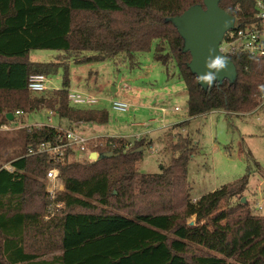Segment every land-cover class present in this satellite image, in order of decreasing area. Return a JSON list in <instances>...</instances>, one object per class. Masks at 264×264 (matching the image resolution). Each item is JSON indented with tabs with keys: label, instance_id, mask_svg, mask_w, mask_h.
I'll return each mask as SVG.
<instances>
[{
	"label": "trees",
	"instance_id": "obj_1",
	"mask_svg": "<svg viewBox=\"0 0 264 264\" xmlns=\"http://www.w3.org/2000/svg\"><path fill=\"white\" fill-rule=\"evenodd\" d=\"M195 4L203 0H0V126L41 108L69 124L0 132V152L12 148L4 161L13 167L0 164V264H264V213L252 212L243 201L248 174L193 200L189 135H169L171 159L157 173L138 168L145 145H151L143 138L96 137L89 145L100 154L95 161L75 159L73 148L64 151L63 160L29 152L43 142L56 143L67 129L109 120L106 109L69 102L70 61L125 54L133 65L136 54L150 51L153 43L154 59L166 67L173 61L186 85L189 117L264 108V57L232 55L233 81L198 84L183 38L166 21ZM219 5L245 18L255 13L253 0ZM34 49L66 57L32 61ZM59 70L61 89L36 95L28 90L32 74ZM52 167L64 185L54 198L46 188Z\"/></svg>",
	"mask_w": 264,
	"mask_h": 264
},
{
	"label": "rangeland",
	"instance_id": "obj_2",
	"mask_svg": "<svg viewBox=\"0 0 264 264\" xmlns=\"http://www.w3.org/2000/svg\"><path fill=\"white\" fill-rule=\"evenodd\" d=\"M154 47L155 43L150 51L137 53L133 65L125 54L116 59L80 64L70 61L68 90L99 98V102L89 107L109 112L107 123H92L88 127L82 123L78 128L88 138L97 135L150 141L151 145H145L143 157L138 163L139 170L145 173L160 172L169 163L171 153L166 150L169 135H189L194 142L188 165L192 199L196 200L248 174L249 185L243 197L248 200L252 212L263 214L264 108L257 106L231 115L224 110H214L189 117L186 85L173 61L166 67L154 59ZM29 56L32 61L63 60L66 57L50 49H34ZM47 76L49 82L46 91L63 87L62 70ZM40 93L31 92L32 95ZM117 99L129 102V110H115L112 102ZM176 107L180 110H175ZM162 108H166V111ZM31 125L66 128L69 124L56 113L41 108L24 114L22 118L20 116V120L7 124L8 128L1 125L0 132H13ZM11 149L9 147L0 152V164L5 167H11V162L4 161ZM76 154L77 159L87 157L86 153ZM46 188L58 193L64 185L57 178L47 180ZM258 205L263 208L260 209Z\"/></svg>",
	"mask_w": 264,
	"mask_h": 264
},
{
	"label": "built area",
	"instance_id": "obj_3",
	"mask_svg": "<svg viewBox=\"0 0 264 264\" xmlns=\"http://www.w3.org/2000/svg\"><path fill=\"white\" fill-rule=\"evenodd\" d=\"M255 5V13L251 18L241 17L234 15V25L231 29L227 30L219 44V50L226 56L248 53L254 56L264 57V0H253ZM49 82L48 76L45 74H32L28 81V90L32 93H39L48 89L47 83ZM68 100L75 106L89 107L99 102V98L82 93L80 91L68 90ZM264 104V96L261 105ZM112 107L118 111H127L130 108V103L121 99L113 100ZM166 111V108H162ZM175 110H180L175 108ZM16 114H22L17 111ZM3 127L8 128L7 124ZM95 138L85 137L84 134L74 130H65L64 135H59L56 143L43 142L36 149H30V153H47L54 160L64 159V151L67 148L75 149L76 153H86L87 158L90 159L91 151L89 145ZM77 154H75V159ZM80 160V159H77ZM12 170L13 167H7ZM59 170L52 167L47 171V180H56L59 178ZM52 198L55 197L54 191H49ZM61 207L62 202L56 203ZM260 209L262 205H258Z\"/></svg>",
	"mask_w": 264,
	"mask_h": 264
},
{
	"label": "water",
	"instance_id": "obj_4",
	"mask_svg": "<svg viewBox=\"0 0 264 264\" xmlns=\"http://www.w3.org/2000/svg\"><path fill=\"white\" fill-rule=\"evenodd\" d=\"M220 0H203V4H195L185 10L182 14L168 17L167 22H172L184 40V52H190L191 61L189 67L198 76V84L203 88L209 85L199 81V74L204 72V58L209 49L227 59L226 67L219 73L216 81L223 82L228 79L233 81L237 75L234 62L219 50V44L225 32L234 25V15L220 7ZM13 114L10 113V119ZM142 150V148H139ZM112 156V152L104 153ZM100 154L91 152L90 159L97 160ZM243 201L246 198L243 197Z\"/></svg>",
	"mask_w": 264,
	"mask_h": 264
},
{
	"label": "clouds",
	"instance_id": "obj_5",
	"mask_svg": "<svg viewBox=\"0 0 264 264\" xmlns=\"http://www.w3.org/2000/svg\"><path fill=\"white\" fill-rule=\"evenodd\" d=\"M203 64L205 71L199 74V81L211 85L216 80L219 73L226 67L227 59L216 54L212 49H209Z\"/></svg>",
	"mask_w": 264,
	"mask_h": 264
},
{
	"label": "crops",
	"instance_id": "obj_6",
	"mask_svg": "<svg viewBox=\"0 0 264 264\" xmlns=\"http://www.w3.org/2000/svg\"><path fill=\"white\" fill-rule=\"evenodd\" d=\"M177 123V122H176ZM89 124H92V123H86V124H84L86 127H88L89 126ZM80 126H82V125H78L76 128L78 129H76V128H74L76 131H78V132H80V133H84V131H82V130H80L78 127H80ZM96 137H99V136H97V135H93V137H90V138H96Z\"/></svg>",
	"mask_w": 264,
	"mask_h": 264
}]
</instances>
